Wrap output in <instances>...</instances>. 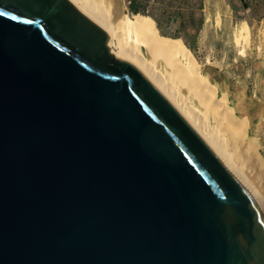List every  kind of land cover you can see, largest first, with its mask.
Wrapping results in <instances>:
<instances>
[{
    "label": "water",
    "instance_id": "water-1",
    "mask_svg": "<svg viewBox=\"0 0 264 264\" xmlns=\"http://www.w3.org/2000/svg\"><path fill=\"white\" fill-rule=\"evenodd\" d=\"M0 264H264V215L69 0H0Z\"/></svg>",
    "mask_w": 264,
    "mask_h": 264
},
{
    "label": "rangeland",
    "instance_id": "rangeland-1",
    "mask_svg": "<svg viewBox=\"0 0 264 264\" xmlns=\"http://www.w3.org/2000/svg\"><path fill=\"white\" fill-rule=\"evenodd\" d=\"M127 1L121 0L123 14L134 20L128 13ZM202 15L204 24L201 30L186 32L192 52L185 50L194 59L206 88L231 110L241 125H247L245 141L240 145L250 139L249 144L259 164L264 166V0H204ZM244 27L250 30V42L242 55L235 34ZM179 41L184 44L181 38ZM117 48L118 38L114 42L115 51H119ZM128 48L131 50L130 46ZM136 49L145 54L143 48ZM138 64L158 86L164 88L171 100L183 106L189 118L198 123V129L206 132L203 133L218 149L234 155L236 146L226 129L212 114L203 111L195 99L180 94L165 65L162 64L160 73H157L142 60ZM248 174L257 181L260 179L258 183H262L259 186L264 192V179L253 176L255 172L251 169Z\"/></svg>",
    "mask_w": 264,
    "mask_h": 264
},
{
    "label": "bare ground",
    "instance_id": "bare-ground-1",
    "mask_svg": "<svg viewBox=\"0 0 264 264\" xmlns=\"http://www.w3.org/2000/svg\"><path fill=\"white\" fill-rule=\"evenodd\" d=\"M69 1L108 34V47L112 55L133 65L170 103L186 124L203 141L226 172L239 184L253 208L264 215V192L259 186L262 183L259 184L258 181L260 179L257 181L248 174L251 169L252 172H255L253 176L256 175L257 178L264 179V166L259 164L258 158L255 156L253 166L250 169L247 167L249 170L242 167L240 163L234 162V155L218 149L219 147L217 148L205 136L204 133L206 132L198 129L196 126L198 123L195 124L194 120L192 121L189 118L183 106L171 100L164 92V88L158 86L145 72V68H141L138 64L142 60L148 67L155 69L157 73H160L161 65H165L166 70L172 76L174 87L180 94L185 97H192L203 111L212 114L221 126L226 129L232 144L236 146L234 148H237L245 141L248 127L247 125H241L240 121L233 116L231 110L206 88L191 55L178 44L165 43L152 22L145 19H129L126 14H123L124 8L121 0ZM116 38H118L117 49L119 51L114 49ZM235 38L240 46V53L244 55L246 46L250 42V30L245 27L238 30ZM128 46H130L131 50H129ZM136 47L143 48L145 54L138 51ZM249 142L250 139L243 145L244 152L247 154L254 153ZM234 148L233 150H236Z\"/></svg>",
    "mask_w": 264,
    "mask_h": 264
},
{
    "label": "trees",
    "instance_id": "trees-1",
    "mask_svg": "<svg viewBox=\"0 0 264 264\" xmlns=\"http://www.w3.org/2000/svg\"><path fill=\"white\" fill-rule=\"evenodd\" d=\"M203 1L128 0L127 10L134 19H145L152 22L165 43L178 44L183 49L186 48L192 52L186 32L192 30L198 33L203 27ZM180 38L184 44L179 41Z\"/></svg>",
    "mask_w": 264,
    "mask_h": 264
}]
</instances>
